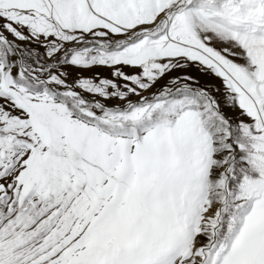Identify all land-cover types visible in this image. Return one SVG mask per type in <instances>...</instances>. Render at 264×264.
<instances>
[{
    "label": "snow or ice",
    "instance_id": "6c2138e0",
    "mask_svg": "<svg viewBox=\"0 0 264 264\" xmlns=\"http://www.w3.org/2000/svg\"><path fill=\"white\" fill-rule=\"evenodd\" d=\"M0 264H264V0H0Z\"/></svg>",
    "mask_w": 264,
    "mask_h": 264
}]
</instances>
